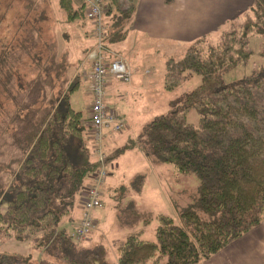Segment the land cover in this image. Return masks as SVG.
Returning a JSON list of instances; mask_svg holds the SVG:
<instances>
[{"label": "trees", "instance_id": "1", "mask_svg": "<svg viewBox=\"0 0 264 264\" xmlns=\"http://www.w3.org/2000/svg\"><path fill=\"white\" fill-rule=\"evenodd\" d=\"M13 1L4 4L5 11ZM21 1L24 13L11 23H16L15 45L0 50L1 133L17 152L0 164L5 174L0 179V235L28 242L51 258L35 261L31 255H15L18 264H109L103 244L86 248L59 228L81 204L98 163L90 144L89 116L71 104L81 85L79 75H74L75 66L67 52L59 51L57 40L43 35V23H51L49 5L45 0ZM104 2L106 46L125 40L135 9L132 0ZM58 5L67 23L86 19V3L74 8L71 0H58ZM252 37L264 40V0H253L215 42L199 38L174 46L173 53L163 57V90L173 93L176 78L192 75L201 78L200 85L179 89L168 112L144 125L137 140L109 153L107 163L136 146L154 163L195 175L197 198L178 211V223L156 215L154 241L128 234L117 248V264H199L264 221V66L234 84H224L222 77L249 60ZM93 46L86 50L87 57ZM259 54L264 58V42ZM104 56L109 62L111 56ZM155 58H149L151 80ZM191 110L198 115L196 125L187 121ZM143 185L144 177L137 176L129 188L139 194ZM128 206L127 214L144 226L153 220L135 211L132 202Z\"/></svg>", "mask_w": 264, "mask_h": 264}, {"label": "rangeland", "instance_id": "2", "mask_svg": "<svg viewBox=\"0 0 264 264\" xmlns=\"http://www.w3.org/2000/svg\"><path fill=\"white\" fill-rule=\"evenodd\" d=\"M9 1L12 0H0V50L2 46L5 47L8 43L11 47L15 45L13 44L14 37L12 34L15 29L14 27H16V23L14 26H12V24L17 22L20 15L24 13L22 8L24 3L21 0H14L11 9L5 11L4 4ZM45 1L55 12L54 9L57 7V0ZM242 22L243 21H239V23ZM52 25L56 27L58 23H43L45 31L43 34L44 38L54 37L57 40ZM217 38L218 36H212L209 41L213 43ZM263 42L264 40L261 37H252L249 39L248 47L252 50L251 57L247 62L241 63L235 68L225 72L222 75L224 84L229 85L237 83L250 76L256 69L264 66V58L259 54L262 50ZM122 43L123 41L114 44H106V46L111 53L119 54L123 51L119 48L123 47L124 44ZM166 55L168 54L164 52L163 57ZM161 57L162 56L159 55L154 59V61L157 60V63L153 72V80L159 86L155 100H153L154 97H146L141 94V98H134V100L125 99L124 101L118 102L115 108H112L115 114L122 118L123 127L118 133V136H120L122 140L119 144L120 148H124L126 145L130 144V142L127 141L128 137L132 140H137L144 125L158 116L166 114L169 109L171 98L177 96L179 89L193 90L201 83V78L197 75L187 76L186 79L181 80L176 78L178 82L177 88L173 90V93H167L163 90L165 64H163ZM130 66V70L134 68L131 64ZM148 76H150V78L152 77L150 74ZM169 81L171 82L173 80H168V83H170ZM86 97L84 83H82L79 89L71 96L72 107L77 111H81L85 117L86 112H84V108L86 105ZM149 100L151 101L149 102ZM125 109L128 120L131 121V126L123 120L126 119L123 117ZM3 119V114H0V122L3 121ZM187 121L192 125H196L198 121L197 113L192 110L189 111L187 114ZM126 125L129 126V130L126 128ZM2 127V124H0V164L17 157L15 149L9 146L10 141L8 136L1 133ZM105 158L107 162V154ZM114 163L118 165V169L115 171ZM109 167V170L112 169L111 172L113 171V178L109 181H114L115 184L117 183L118 185H127L128 181L134 180L136 175L144 177L142 192L138 195H133L132 193L130 199L134 202L135 211L139 214H146L153 217V220L148 225L144 226L141 220L136 221L131 215L129 216L127 214L129 206L122 205L121 207L126 212L127 216H125L126 214L123 211L119 213L121 208L117 206V197H115L116 201L114 200V205L107 198H101V207L95 209L92 214L95 220L94 230L85 239L78 241H82L81 244L86 248H90L89 246L97 243L103 244L108 249L107 260L109 264H117V243L123 242L128 234L138 233V231L141 230L139 237L142 240H155L157 221L154 217L156 215H167L178 223V211L193 205L197 198L198 180L193 174L177 173L170 164L154 163L151 158L146 157L136 146H132L130 149L123 151L116 160H113L109 164ZM4 176L5 174L0 173V179L2 181L4 180ZM81 214V205H75L71 215L62 219L59 228H64L69 234H72L80 222ZM121 221L131 222H128V224ZM112 253H115L114 257L111 255ZM15 255H31L35 261H40L49 257L43 256L40 251L32 248L28 242H19L0 235V264H18L14 259Z\"/></svg>", "mask_w": 264, "mask_h": 264}, {"label": "crops", "instance_id": "3", "mask_svg": "<svg viewBox=\"0 0 264 264\" xmlns=\"http://www.w3.org/2000/svg\"><path fill=\"white\" fill-rule=\"evenodd\" d=\"M86 1L71 0L74 8L82 6ZM132 1L135 10L131 26L122 43L124 44L123 47H119L121 51L123 50L122 53L116 55L122 57L129 68H131L130 64L134 68L131 69L132 78L129 83L124 84L114 79L108 81L105 101L111 110L117 106L118 102L125 99L141 98V94L146 97H154L153 100H155L159 86L148 76L149 74L152 75L149 68V62H151L149 58L161 55V59H163L164 52L173 53L172 48L174 46L186 45L199 38L209 40L212 36L217 37L218 33L227 27L229 21L235 20L253 2V0ZM49 10L51 14L49 12L48 20L51 23H58L56 27L53 25L52 27H54V34L57 36L59 51L69 54L70 62L75 66L74 75H79L81 84L84 83L85 85L88 99L86 97L84 112H86V116H89L91 98L88 90V74L90 62L87 60L86 50L94 42L91 36L92 25L86 19L74 25L67 23L59 9L58 0L57 7L54 9L55 12L50 6ZM65 34H68V37L64 39ZM123 117L126 118L123 120L131 126L126 109ZM126 128L129 130L128 125ZM130 139L128 137L127 141ZM121 141L118 133H107L104 140L106 154L109 155V153L119 149ZM118 157L115 156L113 160ZM93 158L96 160L95 156ZM114 164L115 171L118 169V165L117 163ZM111 170H109L108 177L104 182L101 198H107L114 205L115 197H117V206L120 208L122 205L128 206L131 202L134 205L130 196L132 193L133 195L136 193L129 188L133 180L128 181L127 185H118L114 181L110 182L109 180L113 178V171L111 172ZM122 187L124 191L120 190ZM140 233L141 230L136 234L139 235ZM117 244L118 248L122 242ZM114 254L111 255L114 257ZM199 264H264V221L209 260Z\"/></svg>", "mask_w": 264, "mask_h": 264}, {"label": "built area", "instance_id": "4", "mask_svg": "<svg viewBox=\"0 0 264 264\" xmlns=\"http://www.w3.org/2000/svg\"><path fill=\"white\" fill-rule=\"evenodd\" d=\"M105 2L104 0H87L85 18L92 25L94 39L93 49L88 54L90 61L89 82V124L91 132L92 153L98 163L97 169L89 176L81 201V219L72 233L75 240H83L94 230L93 211L101 207L104 182L109 174L106 162L104 140L107 133H119L122 119L106 104L108 81L117 80L124 84L131 81L132 73L126 61L111 53L105 46ZM104 53L110 55L106 62Z\"/></svg>", "mask_w": 264, "mask_h": 264}]
</instances>
